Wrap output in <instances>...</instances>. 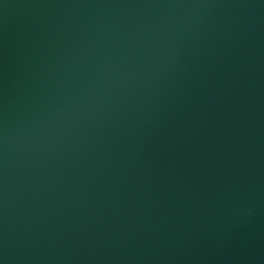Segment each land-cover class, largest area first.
<instances>
[{
	"label": "water",
	"instance_id": "1",
	"mask_svg": "<svg viewBox=\"0 0 264 264\" xmlns=\"http://www.w3.org/2000/svg\"><path fill=\"white\" fill-rule=\"evenodd\" d=\"M0 264H264V0H0Z\"/></svg>",
	"mask_w": 264,
	"mask_h": 264
}]
</instances>
